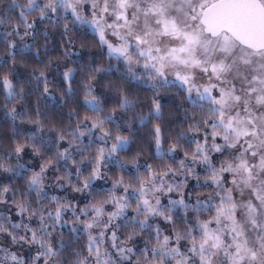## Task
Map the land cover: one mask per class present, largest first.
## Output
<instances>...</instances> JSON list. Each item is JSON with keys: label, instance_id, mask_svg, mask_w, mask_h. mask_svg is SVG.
I'll list each match as a JSON object with an SVG mask.
<instances>
[{"label": "snow or ice", "instance_id": "snow-or-ice-1", "mask_svg": "<svg viewBox=\"0 0 264 264\" xmlns=\"http://www.w3.org/2000/svg\"><path fill=\"white\" fill-rule=\"evenodd\" d=\"M0 264H264V0H0Z\"/></svg>", "mask_w": 264, "mask_h": 264}, {"label": "trees", "instance_id": "trees-1", "mask_svg": "<svg viewBox=\"0 0 264 264\" xmlns=\"http://www.w3.org/2000/svg\"><path fill=\"white\" fill-rule=\"evenodd\" d=\"M140 145H139V143L137 144V145H134L133 146V151H135V149L137 148V147H139Z\"/></svg>", "mask_w": 264, "mask_h": 264}]
</instances>
